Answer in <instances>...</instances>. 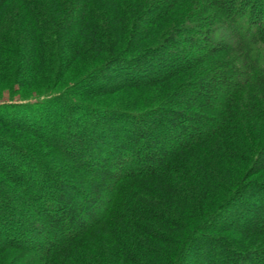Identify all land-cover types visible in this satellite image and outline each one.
Instances as JSON below:
<instances>
[{
	"label": "trees",
	"instance_id": "trees-1",
	"mask_svg": "<svg viewBox=\"0 0 264 264\" xmlns=\"http://www.w3.org/2000/svg\"><path fill=\"white\" fill-rule=\"evenodd\" d=\"M0 264H264V0H0Z\"/></svg>",
	"mask_w": 264,
	"mask_h": 264
},
{
	"label": "rangeland",
	"instance_id": "rangeland-1",
	"mask_svg": "<svg viewBox=\"0 0 264 264\" xmlns=\"http://www.w3.org/2000/svg\"><path fill=\"white\" fill-rule=\"evenodd\" d=\"M215 34H217L216 32H215ZM216 36V35H215ZM217 37V36H216ZM219 37H224L225 39H230L231 37H233V33L231 34L230 32H229V28L227 27V26H222V31H220L219 32ZM8 93L6 92V91H4L3 93H2V98H1V100H4V101H7L8 100ZM18 98V96L17 95H15L14 96V99H17Z\"/></svg>",
	"mask_w": 264,
	"mask_h": 264
}]
</instances>
